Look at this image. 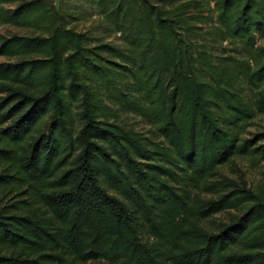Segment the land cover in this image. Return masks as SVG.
Returning a JSON list of instances; mask_svg holds the SVG:
<instances>
[{
  "label": "trees",
  "instance_id": "1",
  "mask_svg": "<svg viewBox=\"0 0 264 264\" xmlns=\"http://www.w3.org/2000/svg\"><path fill=\"white\" fill-rule=\"evenodd\" d=\"M91 2L121 44L0 0L35 30L0 34V188L22 197L0 205V264H264V194L216 178L264 158V131L241 136L264 114V0Z\"/></svg>",
  "mask_w": 264,
  "mask_h": 264
},
{
  "label": "rangeland",
  "instance_id": "2",
  "mask_svg": "<svg viewBox=\"0 0 264 264\" xmlns=\"http://www.w3.org/2000/svg\"><path fill=\"white\" fill-rule=\"evenodd\" d=\"M49 5L55 4V0H45ZM15 4H5V7H14ZM60 9L65 12L67 22L70 26H75L80 31L87 32L90 36L102 38L105 41H112L116 44H121L119 33L112 31L104 25L100 18L98 8L91 0H61ZM35 30L33 27H17L10 24L0 23V34L10 35L13 33L32 34ZM92 43L97 41L93 40ZM260 44H264V38L260 40ZM234 45L230 42H223L222 48L219 50L224 55L235 54L233 51ZM7 60L5 57H0V62ZM104 97V94H103ZM118 121L125 124L128 128H133L136 131L143 133L148 137L149 142L163 145V140L157 135L152 134L153 126L142 115L136 111L123 109L119 113ZM264 131V114L258 115L251 120L241 130L242 137H252L258 132ZM222 177L218 175L216 178L221 179L228 177L235 180L241 186L264 194V158L237 155L219 169ZM16 190L11 186L0 188V205L13 203L22 197H17ZM211 194H205L210 196ZM228 217L227 212L219 213L212 219L205 221L207 225L214 228V221L217 223L221 219ZM89 264H106L104 262H92Z\"/></svg>",
  "mask_w": 264,
  "mask_h": 264
},
{
  "label": "water",
  "instance_id": "3",
  "mask_svg": "<svg viewBox=\"0 0 264 264\" xmlns=\"http://www.w3.org/2000/svg\"><path fill=\"white\" fill-rule=\"evenodd\" d=\"M56 2H55V4H56V7H57V9L59 10L60 9V1L61 0H55Z\"/></svg>",
  "mask_w": 264,
  "mask_h": 264
}]
</instances>
